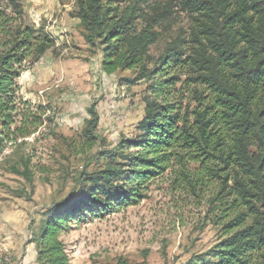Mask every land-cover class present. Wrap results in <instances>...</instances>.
I'll return each mask as SVG.
<instances>
[{
    "label": "trees",
    "instance_id": "1",
    "mask_svg": "<svg viewBox=\"0 0 264 264\" xmlns=\"http://www.w3.org/2000/svg\"><path fill=\"white\" fill-rule=\"evenodd\" d=\"M8 1L17 18L12 22L0 9V157L8 143L42 124V111L16 95V79L54 45L41 28L19 20V0ZM122 1L75 0L74 16L86 42L98 45L104 73L131 70L128 83L148 82L140 133L101 151L110 156L103 168L88 174L74 197L47 210L31 237L37 263L70 264L59 238L69 223L136 204L150 179L169 174L174 190L208 194L220 230L192 264H264V0H176L193 20L188 45L173 40L156 58L149 47L164 15H148L141 4L149 0L124 8ZM87 112L83 137L91 149L95 102ZM102 264L129 263L119 257Z\"/></svg>",
    "mask_w": 264,
    "mask_h": 264
},
{
    "label": "rangeland",
    "instance_id": "2",
    "mask_svg": "<svg viewBox=\"0 0 264 264\" xmlns=\"http://www.w3.org/2000/svg\"><path fill=\"white\" fill-rule=\"evenodd\" d=\"M134 1L123 0L121 6ZM19 2V20L41 28L54 41L39 59L26 63V70L16 79V95L31 109L42 111V124L30 136L8 143L0 157V219L3 224H22L26 243L53 204L74 197L87 175L103 168L110 156L101 157V151L139 135L148 82L128 83L124 79L135 75L131 70L112 74L101 70L100 49L86 42L85 31L74 16L75 0ZM141 7L148 15H164L155 28L160 36L149 47L153 58L173 40L188 45L193 20L176 0H149ZM0 9L16 21L8 0H0ZM143 23L137 20L139 27ZM93 102L98 113L97 138L89 149L83 130ZM171 180L169 174L150 179L146 196L138 203L99 210L97 215L84 213L69 223L59 238L70 264L113 263L119 257L129 264H192L194 257L204 255L220 238L211 220L209 196L174 190ZM8 231L0 233V242L10 237ZM32 247L35 250L34 243ZM10 253L0 248V255L8 257L2 264L18 262ZM33 253L32 264L37 263L36 250Z\"/></svg>",
    "mask_w": 264,
    "mask_h": 264
},
{
    "label": "crops",
    "instance_id": "3",
    "mask_svg": "<svg viewBox=\"0 0 264 264\" xmlns=\"http://www.w3.org/2000/svg\"><path fill=\"white\" fill-rule=\"evenodd\" d=\"M0 203V207H1ZM1 214V212H0ZM5 218V217H4ZM7 217L6 220H8ZM21 221V219H20ZM0 233L5 232V230H9L7 234L10 235L9 238H4L0 242V245H2L3 248H5L7 251H11L14 254L13 256L16 258V261L14 262L15 264H32V255L34 254L33 252L35 250H31L33 248V242H26L24 243V226L22 224H15L13 221H9L6 224L2 223V220L0 219ZM0 247V248H2ZM10 253V255L12 254ZM33 253V254H32ZM12 257V256H11ZM35 261V260H34ZM37 264V263H34Z\"/></svg>",
    "mask_w": 264,
    "mask_h": 264
},
{
    "label": "bare ground",
    "instance_id": "4",
    "mask_svg": "<svg viewBox=\"0 0 264 264\" xmlns=\"http://www.w3.org/2000/svg\"><path fill=\"white\" fill-rule=\"evenodd\" d=\"M7 260H8V257L7 256H4L3 254L0 255V264H2L3 262H5Z\"/></svg>",
    "mask_w": 264,
    "mask_h": 264
}]
</instances>
